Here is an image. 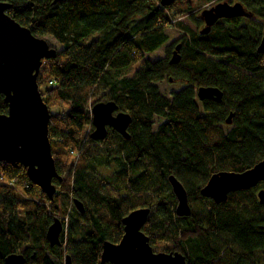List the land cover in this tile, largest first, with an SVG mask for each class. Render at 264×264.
<instances>
[{"label":"trees","instance_id":"16d2710c","mask_svg":"<svg viewBox=\"0 0 264 264\" xmlns=\"http://www.w3.org/2000/svg\"><path fill=\"white\" fill-rule=\"evenodd\" d=\"M1 1L34 35L61 45L54 58L43 59L37 76L61 180L53 179L56 192L48 199L22 164L0 162V264L13 253L25 264H64L66 255L72 264H111L101 263L102 243H117L122 218L145 206L151 211L142 231L155 252H181L188 264H259L253 256L264 250V204L256 192L264 181L219 203L200 190L213 173L242 172L264 160V53L257 51L264 0H237L260 20H220L206 34L178 19L199 24L194 0L167 6L160 0ZM171 27L188 32L180 61L146 58L163 46L170 55L165 30ZM135 63L139 67L125 73ZM165 77L184 86L165 96L157 87ZM200 86L219 88L221 101L198 100ZM100 100L130 114L129 138L112 129L102 141L90 138L91 106ZM6 112L0 94V113ZM169 175L183 184L189 201H209L202 216L174 213ZM149 190L158 201L145 198ZM55 218L63 224L61 245L50 246L46 230Z\"/></svg>","mask_w":264,"mask_h":264},{"label":"water","instance_id":"95a60500","mask_svg":"<svg viewBox=\"0 0 264 264\" xmlns=\"http://www.w3.org/2000/svg\"><path fill=\"white\" fill-rule=\"evenodd\" d=\"M61 0H53L56 3ZM174 0H160L162 6ZM10 4L0 0V94L4 96L7 112L0 113V162H18L26 169L29 180L39 187L48 199L56 192L53 179L61 180L57 173L48 137L50 111L43 101L37 76L43 59L54 58L57 50L43 37L9 16L6 10ZM247 15L241 3H219L200 13L205 26L201 34L209 32L219 18ZM180 44H176L169 58L170 64L180 61ZM264 53V31L257 46ZM171 80V78L169 79ZM199 100L220 102L222 91L214 86H200L196 90ZM92 140H102L107 135V126L122 137L129 138L127 128L131 123L129 113L119 110L113 100L97 101L91 106ZM116 113L114 114V112ZM233 114L226 117L231 123ZM171 192L176 199L174 213L189 216L191 207L183 184L173 175L167 177ZM264 181V160L255 163L242 172L221 171L213 173L202 186L200 193L215 203L226 200L228 193L246 190ZM256 197L264 204V188L258 189ZM74 206L83 212V204L74 200ZM150 207H138L129 211L121 220L123 234L117 243L104 241L100 253L101 263L111 264H188L185 256L178 251H154L148 236L142 231L150 214ZM63 224L55 218L46 230L50 246L61 245L60 234ZM5 264H25L21 253L9 254ZM35 264V263H32ZM64 264H72L70 256L64 257Z\"/></svg>","mask_w":264,"mask_h":264},{"label":"rangeland","instance_id":"374dc122","mask_svg":"<svg viewBox=\"0 0 264 264\" xmlns=\"http://www.w3.org/2000/svg\"><path fill=\"white\" fill-rule=\"evenodd\" d=\"M194 3H195V6H194V9L192 12V16L198 17L199 12L201 13V11H202L201 6L203 7L204 4H203V1H196V0H194ZM182 17L183 18H178V19H180L183 22V24H185L186 26H188L192 30L197 29V26H196L197 24L195 23V21L191 17H186V16H182ZM183 32L184 31H182L180 29L173 28V27L167 28L165 30V33L169 37V41L167 42V44H169L173 40L177 39ZM96 35L97 34L93 33L91 38H95ZM42 37L45 38L47 40V42L49 43V45L54 47L57 51L61 49V45L52 36L45 35ZM165 56H166L165 46H163L153 53L146 54L145 57L149 58L150 60H156L159 58H163ZM137 67H139V65H138V63H135L128 70H126L125 73L127 72L128 75H131L137 69ZM183 86L184 85L181 82L173 81V80L169 81L167 77H165L164 79H162L160 82L157 83V87L159 89V92L165 96H168V97H170L172 92L179 90ZM97 98H98V95H96L95 97H92L91 101H93L94 99H97ZM157 122H158V118L155 119V126L157 125ZM112 169H113V167H111L110 170H108V171L105 169H101V171L107 173V172L111 171ZM159 197H160L159 194L157 192L152 191V190H149L145 194L146 199L153 200V201H158ZM210 200L211 199H209V201ZM209 201L207 199H198V198L194 199L192 201L190 200L189 203H190L191 211L196 212V214H198L199 216H202V212L204 211V209H207V207H208L207 205H208ZM67 219L69 221V218H67ZM67 219L65 220V222H67ZM226 237H227L226 235H221V238H223V239H225ZM253 258L257 262H259V264L264 263V250L256 251Z\"/></svg>","mask_w":264,"mask_h":264},{"label":"flooded vegetation","instance_id":"af4514ba","mask_svg":"<svg viewBox=\"0 0 264 264\" xmlns=\"http://www.w3.org/2000/svg\"><path fill=\"white\" fill-rule=\"evenodd\" d=\"M236 2H239V1H237V0H209V1H207V2H205V3H203L204 5H203V7L201 6V9L202 10H204L205 8H207V9H209V8H212L213 6H215V5H217V4H219V3H227V4H234V3H236ZM239 3H241V2H239ZM242 4V3H241ZM242 6L244 7V9H245V11L247 12V15H241V16H237V17H232V18H219L218 20H216L214 23H216V22H218V21H220V20H231V19H239V20H244V19H250V18H252V19H258V20H260V18L259 17H255L254 16V14L252 13V12H250L243 4H242ZM196 19H198L199 20V24H197L196 22V26H197V29H194V30H199V32H200V30L205 26V22H204V20L200 17V12H199V16L198 17H195ZM213 23V24H214ZM212 24V25H213ZM212 27V26H211ZM210 31V30H209ZM264 31V30H263ZM208 33V32H207ZM188 34V32H186V31H184L177 39H175V40H173L172 42H171V44H172V47H171V49H170V55L168 56V55H166L165 57H168V58H170V56H171V53H172V51L174 50V47H175V45L176 44H180V48H181V46H182V39H183V37L184 36H186ZM204 34H206V33H204ZM180 51V50H179ZM168 78V77H167ZM170 78H168V80H169ZM171 80H172V78H171ZM171 80H169V81H171ZM174 81V80H173ZM178 82H181V81H178ZM183 85H184V83L183 82H181ZM197 90V89H196ZM197 97V96H196ZM198 99V98H197ZM120 110V109H119ZM116 113V111L114 112V114ZM109 129H112L111 127H109V126H107V135H106V137L104 138V139H106L107 138V136H108V130ZM113 130V129H112ZM114 132H116L115 130H113ZM116 134H118L120 137H122L118 132H116ZM124 138V137H123ZM104 139H102V140H104ZM101 140V141H102ZM258 190V189H257Z\"/></svg>","mask_w":264,"mask_h":264},{"label":"bare ground","instance_id":"6f19581e","mask_svg":"<svg viewBox=\"0 0 264 264\" xmlns=\"http://www.w3.org/2000/svg\"><path fill=\"white\" fill-rule=\"evenodd\" d=\"M205 9H207V8H205ZM205 9H204V10H205ZM202 11H203V10H202ZM202 11H201V12H202ZM222 96H223V93H222ZM221 99H222V98H221ZM204 100H206V99H204ZM200 101H201V100H200ZM220 101H221V100H220ZM231 113H232L233 116H234V113H233V112H231ZM233 116H232V117H233ZM231 122H232V118H231ZM230 124H231V123H230ZM220 172H221V171H220ZM228 172H232V171H228ZM173 176H174V175H173ZM174 177H175V176H174Z\"/></svg>","mask_w":264,"mask_h":264},{"label":"built area","instance_id":"2783aa9c","mask_svg":"<svg viewBox=\"0 0 264 264\" xmlns=\"http://www.w3.org/2000/svg\"><path fill=\"white\" fill-rule=\"evenodd\" d=\"M50 83H51V81H50ZM74 154L77 155L76 152H74ZM2 177H3V176H2V173L0 172V179H2Z\"/></svg>","mask_w":264,"mask_h":264},{"label":"clouds","instance_id":"9594fccd","mask_svg":"<svg viewBox=\"0 0 264 264\" xmlns=\"http://www.w3.org/2000/svg\"><path fill=\"white\" fill-rule=\"evenodd\" d=\"M92 125V124H91Z\"/></svg>","mask_w":264,"mask_h":264}]
</instances>
